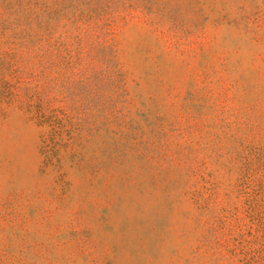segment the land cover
Listing matches in <instances>:
<instances>
[{
  "label": "rangeland",
  "instance_id": "rangeland-1",
  "mask_svg": "<svg viewBox=\"0 0 264 264\" xmlns=\"http://www.w3.org/2000/svg\"><path fill=\"white\" fill-rule=\"evenodd\" d=\"M0 264H264V0H0Z\"/></svg>",
  "mask_w": 264,
  "mask_h": 264
}]
</instances>
